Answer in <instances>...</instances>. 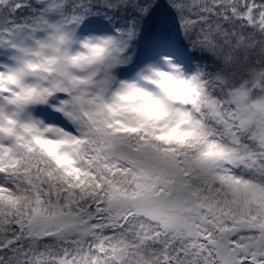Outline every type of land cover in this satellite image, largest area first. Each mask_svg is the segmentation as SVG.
I'll return each mask as SVG.
<instances>
[{
	"label": "snow or ice",
	"instance_id": "6c2138e0",
	"mask_svg": "<svg viewBox=\"0 0 264 264\" xmlns=\"http://www.w3.org/2000/svg\"><path fill=\"white\" fill-rule=\"evenodd\" d=\"M0 264H264V0H0Z\"/></svg>",
	"mask_w": 264,
	"mask_h": 264
}]
</instances>
